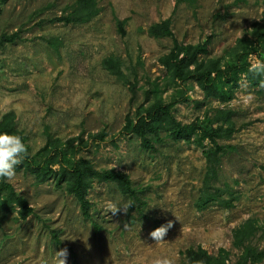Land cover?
I'll use <instances>...</instances> for the list:
<instances>
[{"label":"rangeland","instance_id":"1","mask_svg":"<svg viewBox=\"0 0 264 264\" xmlns=\"http://www.w3.org/2000/svg\"><path fill=\"white\" fill-rule=\"evenodd\" d=\"M77 1L2 3L0 37L18 33L20 39L0 49V121L14 113L30 156L49 136L84 138L89 146L79 157L97 170L126 173L147 205L113 213L130 199L115 184L95 182L88 199L97 232L75 197L55 181L38 184L32 173L15 169L8 181L35 214L26 221L17 212L6 215L0 264H57L55 253L62 249H67L66 264H156L164 259L188 264L185 252L198 247L214 256L225 250L227 263L234 264L242 254L234 245V232L248 222L255 230L251 243L264 251V87L254 88L242 77L233 99L222 103L206 99L195 83L170 85L160 59L174 39L149 34L152 26L170 20L180 43L195 45L211 37L206 58H227L239 40L252 43L254 30L264 26V0H96L97 14L87 23H52L72 13ZM109 59L118 60L130 80L137 77L134 106L129 86L104 66ZM258 61L257 55L248 59L250 64ZM183 88L189 101L173 109L183 124L211 118L218 109L233 113L237 132L219 143L236 146L238 152L223 159L217 182L224 199L232 201L230 208L221 202L204 211L196 206L209 141L198 135L192 143L175 142L162 131L157 151H145L138 137L121 134L126 117L138 105H150L147 90H156L170 103ZM101 132L107 134L104 142L90 140ZM169 221L173 226L157 243L150 233Z\"/></svg>","mask_w":264,"mask_h":264},{"label":"trees","instance_id":"2","mask_svg":"<svg viewBox=\"0 0 264 264\" xmlns=\"http://www.w3.org/2000/svg\"><path fill=\"white\" fill-rule=\"evenodd\" d=\"M5 1L0 0V13L1 5ZM96 14V0H78L72 13L54 18L52 23L84 24ZM119 26L121 33L125 34L123 23ZM149 34L155 38L174 39L170 52L160 59V64L167 71L170 85L182 87L192 82L197 84L206 99L211 98L227 103L233 99L235 92L240 88L242 77H245L247 83L254 88H259L261 82H264V74L250 72L251 64L248 62L252 55H257L264 62V26L254 30L255 39L252 43L239 40L237 45L230 50L227 58L216 59L206 58L212 43L211 37L195 45L182 44L175 39L170 20L152 26ZM19 39L18 33L3 34L0 37V49ZM104 66L112 75L129 86L132 95L131 103L134 106L138 94L137 77L130 80L122 71L118 60H106ZM157 93L156 90L146 91L145 101L151 102L150 105L147 108L143 104L138 105L135 113L126 117L121 134L138 137L141 141V148L145 151H157L156 145L162 142V131L166 132L175 142L192 143L194 137L198 135L201 140L209 141L212 148L204 151L208 168L196 206L199 211H204L210 204L221 202L226 208H230L232 201L224 199L225 191L217 187V182L220 179L223 159L238 152L236 146L219 143L222 139H231L237 132L231 120L233 113L229 110L218 109L213 111L211 118L206 115L205 120L197 119L191 124H183L175 118L173 109L189 101L185 88L180 89L170 103H165ZM213 122L219 125L214 127ZM0 132L19 135L26 143V138L16 127L15 116L12 112L6 114L0 121ZM106 137V132H101L90 135V140L104 142ZM88 146L89 142H85L82 137L62 141L49 136L46 145L35 155L30 156L28 148L27 155L16 166V169H24L25 172L32 173L38 184L55 181L57 188L75 197L84 219L90 221L95 230L99 232L100 227L92 218V203L88 199V193L95 182L115 184L120 192L128 196L132 202L130 213L147 204L142 200L139 191L134 188L126 173L115 170H97L91 162L79 157ZM13 212H17L19 219L23 221L35 214L29 202L16 192L8 180H0V230L6 215ZM254 233L252 222L246 223L234 232V245L242 252L234 264H258L264 261V251L251 243ZM54 238L57 239V236L55 235ZM185 255L188 264H228L229 260V255L225 250L220 251L218 256H214L202 247L190 248Z\"/></svg>","mask_w":264,"mask_h":264},{"label":"clouds","instance_id":"3","mask_svg":"<svg viewBox=\"0 0 264 264\" xmlns=\"http://www.w3.org/2000/svg\"><path fill=\"white\" fill-rule=\"evenodd\" d=\"M249 71L256 74H264V62L252 63ZM260 87H264V82H261ZM28 153V145L24 139L15 134L0 132V180H11L15 175L16 166L19 165ZM132 202H127L119 207L113 208V213L121 208L125 212L132 206ZM173 226L172 222L161 225L150 233V237L157 243L162 242L168 230ZM57 264H66L67 249H62L55 253ZM156 264H170L167 259L158 260Z\"/></svg>","mask_w":264,"mask_h":264}]
</instances>
